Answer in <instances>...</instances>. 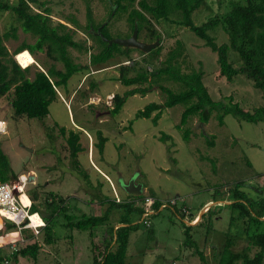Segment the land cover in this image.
Here are the masks:
<instances>
[{"label":"rangeland","instance_id":"obj_1","mask_svg":"<svg viewBox=\"0 0 264 264\" xmlns=\"http://www.w3.org/2000/svg\"><path fill=\"white\" fill-rule=\"evenodd\" d=\"M37 1L49 8L52 25L61 23L73 29L66 21L68 18L76 21L79 28L73 29L72 38L84 44L89 52L68 49V54L80 66L88 65V54L95 53L98 49L97 44L85 33H91V30L85 28L86 4L90 7L94 25L108 20L105 32L110 40H125L130 36L124 17L116 15L110 18L106 0ZM228 1L204 0V4L191 14V22L198 26L214 14L224 12ZM10 25L17 27V31L15 39H8L3 43L9 53L20 43L33 44L34 39L21 32L10 14L0 13V35ZM154 28L161 38V51L157 61H162L165 54L173 48L174 41L178 40L183 46L185 57L182 71H187L184 70L186 65L189 72L199 68L202 82L213 100L231 96L233 103L243 111L264 108L261 92L254 89L251 81L244 76L237 75L229 82L223 77L218 78L215 54L187 29L167 23H159ZM207 35L217 45L228 43L220 26L209 30ZM141 38L137 41L146 43ZM141 53L135 49L129 53L127 62L123 56L116 55L103 66L90 67L87 71L73 74L64 87L56 89L57 96L49 104L48 114L42 120L15 118L9 106V96L0 97V121L4 123V130L0 133V148L8 159L11 172L24 175L26 194L34 199L38 212L43 214L49 212L47 202L52 201L58 207V200L62 198L64 206L69 203L72 207H79L80 211L72 213L76 219L81 214L99 216L104 206L98 204L102 198L98 197V189L91 187L94 181L102 185L101 193L108 200L117 197L123 203L129 202L128 198L131 196L124 194L123 185L132 183L141 187L140 197L148 195L163 205L149 216V227H144L134 214L124 217L122 207L109 213L108 223L117 220V217L129 222L126 225L130 227V231L125 264H215L212 248L219 251L226 233L230 236L234 234L233 229L228 230L229 218L236 214L226 206L230 204L229 191L234 185L241 183L239 190L252 202L261 197L258 190H264V123H246L226 115L222 125L218 126L213 114L202 125L197 123L196 118H191L183 127L189 131V138L183 141L181 132L176 128L184 108L182 105L162 109L155 123L151 118L134 117L147 104L163 102V97L154 86L143 96L136 94L127 97L117 114H109L111 102L108 96H120L127 90L115 80L118 65L135 69L144 67L146 71L151 69L146 53ZM227 57L234 68L239 67L240 62L233 51L228 50ZM32 58L36 62L29 66V78L36 69L39 70L36 65L43 67L40 68L42 71L51 66L61 70L60 63L48 60L41 51H35ZM13 60L18 64L15 57ZM153 64L155 66L156 62ZM100 67H104V70L95 71ZM164 85L172 91L177 90L172 83ZM59 129L65 130L64 133H78L82 138V150L76 156L78 170L72 168L64 137ZM83 132L89 138H84ZM97 132L105 138L100 153L95 147ZM162 135L168 137L165 142L159 141ZM207 142H211L212 146ZM89 149L92 150V155ZM94 167L108 176L109 181L101 173H97ZM78 174L81 177L83 174L87 175L91 186L82 181ZM109 184L116 194H112ZM73 193L74 196H69ZM171 201L175 202L174 207L170 206ZM134 204L140 207L136 202ZM207 204L210 213L205 214L206 210L202 213L204 215L200 226H194L199 219L188 222ZM181 207H184V215L180 212ZM261 220L263 224L260 226L263 229L264 217ZM53 221L54 242L44 245L42 235L39 234L34 239L40 246L35 259L17 257L15 260L8 255L7 247L2 246L18 241L19 235L16 231L7 232L9 224L0 218L1 257L6 259L0 261V264H91L93 252L87 232L66 228L60 214ZM185 222L190 224L191 239L201 251L205 262H200L193 250L183 245L182 224L188 226ZM238 224L234 226L237 230L240 229ZM19 232L21 237L30 235L28 231ZM103 232V227H98L93 232L92 246L99 253L103 251ZM236 234L240 237L232 244L233 252L247 248L251 256L258 251L242 235ZM23 240L16 242V249L32 242Z\"/></svg>","mask_w":264,"mask_h":264},{"label":"trees","instance_id":"obj_2","mask_svg":"<svg viewBox=\"0 0 264 264\" xmlns=\"http://www.w3.org/2000/svg\"><path fill=\"white\" fill-rule=\"evenodd\" d=\"M106 2L110 14L111 10H113V14L110 16L111 19L116 15L124 17L130 31L129 35L135 26L137 40L142 35L141 39L143 42H146L145 44L158 42L157 46L146 53V55L141 53L149 58L147 63L152 65L149 71H146L144 67L135 69L133 67L118 65V75L115 80L121 86L127 88V90L120 96L113 95L111 97L109 114H117L127 97L136 94L143 96L150 92L154 86L163 97V102L161 104H147L142 110L137 111L134 117L136 119L151 118L152 122L155 123L162 109L182 105L184 108L176 128L181 132L183 141H187L189 138V131L183 129V127L191 118H196L197 123L202 125H205L213 114H215L218 126L222 125L223 118L226 115H231L238 121L246 123H264L263 107L246 112L241 110L236 103H233L231 96L213 100L209 95L207 87L202 82V72L199 68L196 71L189 72V67L186 65L184 66V70L187 71L183 72L182 63L185 57L180 41L175 40L173 48L165 54V58L162 61H157L161 51V38L154 28L159 23H167L187 29L196 38L201 40L206 48L215 54L218 78L223 77L229 82L233 77L242 75L251 81L252 87L259 90L261 97L264 99V0H229L224 12L214 14L198 26H195L191 22V14L204 4V0H106ZM0 13L10 14L21 32L28 34L34 39L33 44L20 43L9 53L3 43L8 39L13 40L16 38L17 27L10 25L0 35V97L9 96V106L15 118L42 120L48 114L49 104L57 96L56 89L64 87L67 80L73 74L87 71L90 67L103 66L106 62L114 59L116 55L123 56L127 62L129 60V53L135 50L122 48L113 44L107 46L97 36L93 35V32L103 23L93 24L88 4L85 7L87 21L85 28L91 30V33L84 32L87 37L97 44L98 49L95 53L88 54V65L83 66L75 64L68 54V49L84 53L89 52V49L84 44H80L72 38L74 34L73 29L79 28L73 18H68L66 21L73 29H69L61 23L52 25L49 8L37 0H14L13 2L0 0ZM107 25L108 23L104 24L100 29V33L105 39H109L105 32ZM216 26H220L227 36V44L217 45L214 39L207 35V32ZM228 50L236 54L240 62L239 67L234 68L228 62ZM23 51H27L31 57L34 56L35 51H41L48 60L60 63L61 70L55 69L52 66L45 68L43 72L36 69L32 77L29 78V67L21 68L13 60L17 54ZM125 61H122V63ZM34 62L36 61L34 60ZM154 62H156L155 66ZM40 68L42 69L43 67ZM102 69L104 67L97 68L95 71ZM130 73L132 75H129ZM167 82L174 84L177 90L172 91V89L166 87L164 83ZM59 131L61 136L64 137L68 150V159L72 168L78 170L76 156L82 150L79 143V134L73 132L64 133L63 129H59ZM96 139L95 147L97 152L100 153L103 149L105 138L97 132ZM167 139V136L162 135L159 141L165 142ZM207 143L209 146H212L211 142ZM18 176L13 175L11 172L8 159L0 148V183H4L10 179L16 180ZM82 178L87 181L85 174L82 175ZM240 186L241 183H237L228 194L230 204L226 206L236 213L235 217L229 218L228 230L233 229L234 234L230 236V234L226 233L227 236L219 251L214 247L212 248L215 264H264V228L261 229L262 226H260L263 224L261 218L264 217V190L259 189L261 197L251 202L247 199L246 194L239 190ZM49 195L52 196L51 193ZM28 198L30 200L29 214L39 213V218L43 222V227L38 229V235H42V243L44 245H51L54 242L53 218L60 214L65 221L64 226L66 228L87 232L91 245L90 249L93 252L91 264H125L127 237L130 231V227L126 225L129 222L126 219L117 217V220L115 219L113 222L108 223V216L111 210L122 207L125 213L124 217L127 218L126 215L134 214L139 217L144 227H149V223L148 226H145L141 221L142 208L134 204V201L141 200L140 196H131L128 198L130 201L124 203L120 199L116 202L114 198L108 200L105 196H102L98 204L107 203L102 214L99 216L81 214L77 219L74 218L73 214L68 213V208L64 206L65 201L62 198L58 200V207L54 206L52 201L46 203L49 208L48 214L38 212L33 203L34 199L29 196ZM160 205L155 200L151 207L153 213ZM183 208H180L182 214L184 213ZM209 213L210 209L208 208L205 214ZM203 215L200 216L198 223L194 226L201 225ZM178 216L182 219L180 215ZM192 220L193 218L188 222H192ZM236 224L240 225L239 230L234 227ZM115 225L119 227L114 229ZM98 227L104 228L101 237V243L103 244L102 253H99L92 246L93 232ZM8 228L7 232L17 231L12 224H9ZM190 230V226L182 224L183 245L185 244L186 247L191 248L200 262H205L201 251L197 249L195 242L191 239ZM236 233L242 235L249 245L256 247L258 251L254 252L251 256H249V249L247 248L239 252H233L232 244L235 239L240 237ZM22 239L31 240L32 242L16 249L9 256L15 260L17 257L34 260L40 250L37 240H34L31 234L22 237ZM1 254L0 250V261H5L6 259L2 258Z\"/></svg>","mask_w":264,"mask_h":264},{"label":"built area","instance_id":"obj_3","mask_svg":"<svg viewBox=\"0 0 264 264\" xmlns=\"http://www.w3.org/2000/svg\"><path fill=\"white\" fill-rule=\"evenodd\" d=\"M4 124V123H3ZM2 131H0L1 133ZM21 197L28 199V204L22 202ZM116 202L119 201L117 197H114ZM155 199L151 198L148 195H143L140 201H136L137 204L143 210L141 216V221L145 226H148V218L152 215L153 211L151 209L154 204ZM175 202L171 201L170 206H174ZM30 206V200L26 194L25 190V177L24 175H19L15 182L13 179H10L4 183H0V218L7 224H12L17 231H28L33 239L38 235L39 228L43 227V222L39 218V225H32L30 221L31 216H37L36 213L29 214L28 209ZM160 207H164L160 205ZM184 212V208L182 209ZM196 218L193 219V221ZM24 241V240H23ZM21 240V242H23ZM18 243V242H17ZM16 242L8 243L5 246L7 247L6 251L8 255L16 251L15 247ZM4 247V246H3Z\"/></svg>","mask_w":264,"mask_h":264},{"label":"water","instance_id":"obj_4","mask_svg":"<svg viewBox=\"0 0 264 264\" xmlns=\"http://www.w3.org/2000/svg\"><path fill=\"white\" fill-rule=\"evenodd\" d=\"M113 14V10H111V14L110 16H112ZM108 22L105 21L102 25H100L96 30L95 32H93V35L97 36L103 43H105L107 46H110V45H119L121 47H124V48H132V49H136L142 53H148L150 50H152L155 46H157L158 42L155 41L154 43L152 44H145V43H142V42H139L137 41L136 39V27L134 26L133 27V30L130 34V36L128 37V39H125V40H118V39H113V40H110V39H105L101 33H100V29L103 27L104 24H106ZM39 71L43 72L42 70L39 69ZM28 178H32V177H28ZM123 190L125 192V194L127 196H132V197H135V196H139L140 193H141V187L139 186H135L133 185L132 183H129L127 185H124L123 186ZM209 207H207L208 209ZM202 214V213H201ZM200 214V216H201ZM200 216L198 217V219L200 218ZM186 225H190L188 223H185ZM119 227V226H117Z\"/></svg>","mask_w":264,"mask_h":264},{"label":"crops","instance_id":"obj_5","mask_svg":"<svg viewBox=\"0 0 264 264\" xmlns=\"http://www.w3.org/2000/svg\"><path fill=\"white\" fill-rule=\"evenodd\" d=\"M35 63V62H34ZM36 65V64H35ZM39 69H40V67L38 66V65H36ZM41 70V69H40ZM102 70H104V69H102ZM102 70H100V71H102ZM56 94H57V90H56ZM72 95V94H71ZM108 98L109 99H111V95L110 96H108ZM99 117H102V116H99ZM77 129H78V127H76ZM79 130V129H78ZM65 131V130H64ZM66 132H68V131H66ZM71 132V131H70ZM79 132V131H78ZM83 134H85L84 132H83ZM85 137H87V138H89V135H87V134H85V136H84V138ZM82 140V138L80 137V134H79V143H80V141ZM81 146V145H80ZM92 149V148H91ZM85 150H87V149H85ZM90 150V149H89ZM90 152H91V155H92V150H90ZM77 163H78V161H77ZM77 168H79V166L77 167ZM94 169L97 171V173H101L96 167H94ZM18 174H20V173H18ZM18 174H16V175H18ZM13 175H15V174H13ZM23 175V174H22ZM79 175V174H78ZM104 179H107L108 181H109V178H108V176H106V175H104V174H100ZM79 177L82 179V181H85V180H83V178L79 175ZM86 177H87V175H86ZM89 186H91L90 185V181H89V178L87 177V181H85ZM110 185V184H109ZM127 185V184H126ZM134 185V184H133ZM102 185L99 183V182H97V181H94L93 182V185L91 186L93 189H98V196H104V193L102 192L101 193V189H102V187H101ZM124 186V185H123ZM110 188H112L111 189V192H112V194H116L115 193V190L113 189V187H112V185H110ZM124 194H125V192H124ZM69 196H74V193L73 194H69ZM76 202V201H75ZM134 203H135V201H134ZM67 208H68V213L70 214H72L73 212H78V211H80V209H79V207H72V205L71 204H69V203H67ZM100 206H104L103 208H104V210H105V207H106V205H104V204H99ZM206 207H208V204L207 205H204L201 209H200V211H198L196 214H195V216H196V218H198L199 216H200V214L201 213H203L204 211H205V209H206ZM190 216V215H189ZM194 217V216H193ZM118 225H115L114 226V229L117 227ZM17 233H18V235H19V238H20V241L22 240L23 241V239H22V237L20 236V232L19 231H16ZM20 241H16V242H20ZM5 246V245H4ZM2 248H3V246H2Z\"/></svg>","mask_w":264,"mask_h":264},{"label":"bare ground","instance_id":"obj_6","mask_svg":"<svg viewBox=\"0 0 264 264\" xmlns=\"http://www.w3.org/2000/svg\"><path fill=\"white\" fill-rule=\"evenodd\" d=\"M15 60L18 62V64L22 68H25V67H28V66L34 64L33 58L27 53V51H23V52L17 54L15 56ZM0 122H2V121H0ZM21 199H22V202L24 204H28V202H29L28 199H26L25 197L24 198L21 197ZM30 221H31L32 225H39L40 224L38 216H31ZM18 241H20V239ZM11 243H14V242H11Z\"/></svg>","mask_w":264,"mask_h":264},{"label":"clouds","instance_id":"obj_7","mask_svg":"<svg viewBox=\"0 0 264 264\" xmlns=\"http://www.w3.org/2000/svg\"><path fill=\"white\" fill-rule=\"evenodd\" d=\"M21 67V66H20ZM29 67V66H28ZM22 68V67H21ZM26 68V67H25ZM4 130V124L2 123V122H0V131H3ZM205 210H207V208L205 209ZM153 214V213H152ZM193 218H196V216H194ZM198 218H196L195 220H197ZM194 220V221H195ZM192 222H193V220H192ZM185 223H187V222H185ZM189 224V223H188ZM1 248V247H0Z\"/></svg>","mask_w":264,"mask_h":264},{"label":"flooded vegetation","instance_id":"obj_8","mask_svg":"<svg viewBox=\"0 0 264 264\" xmlns=\"http://www.w3.org/2000/svg\"><path fill=\"white\" fill-rule=\"evenodd\" d=\"M15 182V180H13Z\"/></svg>","mask_w":264,"mask_h":264}]
</instances>
